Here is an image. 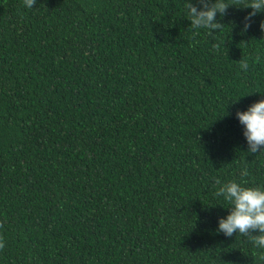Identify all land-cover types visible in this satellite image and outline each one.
<instances>
[{
  "label": "trees",
  "instance_id": "obj_1",
  "mask_svg": "<svg viewBox=\"0 0 264 264\" xmlns=\"http://www.w3.org/2000/svg\"><path fill=\"white\" fill-rule=\"evenodd\" d=\"M249 11L212 31L184 0H0V264H264L216 230L221 184H264L235 118L264 98Z\"/></svg>",
  "mask_w": 264,
  "mask_h": 264
},
{
  "label": "clouds",
  "instance_id": "obj_2",
  "mask_svg": "<svg viewBox=\"0 0 264 264\" xmlns=\"http://www.w3.org/2000/svg\"><path fill=\"white\" fill-rule=\"evenodd\" d=\"M35 0H24L27 8H32ZM233 5L237 8L251 9L242 23L236 26L246 32L257 14L264 13V0H241V6L229 4L226 0H184V8L190 24L194 28L219 29L218 14L223 16L226 9ZM259 27L264 31V21ZM246 68V64L241 65ZM245 95H242L243 97ZM238 100V99H236ZM235 118L243 126L248 154H264V98L235 112ZM242 175H247L243 172ZM217 196L228 202L227 214L217 219V231L226 237L234 233L247 235L258 248L264 249V184L249 185L243 180L232 179L220 185Z\"/></svg>",
  "mask_w": 264,
  "mask_h": 264
}]
</instances>
